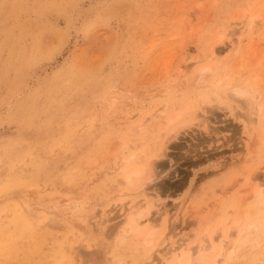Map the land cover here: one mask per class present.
I'll return each mask as SVG.
<instances>
[{
	"label": "rangeland",
	"instance_id": "1",
	"mask_svg": "<svg viewBox=\"0 0 264 264\" xmlns=\"http://www.w3.org/2000/svg\"><path fill=\"white\" fill-rule=\"evenodd\" d=\"M261 196L264 0H0V264H264Z\"/></svg>",
	"mask_w": 264,
	"mask_h": 264
},
{
	"label": "bare ground",
	"instance_id": "2",
	"mask_svg": "<svg viewBox=\"0 0 264 264\" xmlns=\"http://www.w3.org/2000/svg\"><path fill=\"white\" fill-rule=\"evenodd\" d=\"M260 18V14H255V15H253V16H250L248 19H249V21H248V23L245 25V30H246V32H249L250 31V29L252 28V24L254 23V21L256 20V19H259ZM258 21V20H257ZM258 23V22H257ZM253 28H255L254 26H253ZM248 30V31H247ZM253 30H255V29H253ZM239 37V36H238ZM235 44H237L236 42H232V51H231V53H230V56L229 57H231V56H233V55H235L236 53H237V47H236V45ZM239 46V45H238ZM226 61V60H225ZM225 61L222 63V65H224V63H225ZM222 65L220 66V67H222ZM220 69V68H219ZM209 71V69H208V67H203V68H201L198 72H197V74H196V76H195V78H194V83H195V85L196 86H199V84H202L203 82H205V80H206V74H207V72ZM209 74V73H208ZM222 96L224 97V99H226V100H228V101H230V102H238L239 103V105L241 106V108L242 109H244V110H254V112H253V114L255 115V118L259 115V113H260V111H261V109H262V107H263V105L262 104H258L257 102H258V98H259V95H255V93H254V90L252 89V88H250V87H248L246 84H236V85H233V86H231V88H229L228 87V89H225L224 90V93H222ZM180 114V113H179ZM252 113L250 114V115H253ZM260 115H261V113H260ZM248 117V116H247ZM246 117V118H247ZM260 117H262V116H260ZM259 117V118H260ZM258 118V117H257ZM253 119V118H252ZM251 118H248V119H246V120H248L249 122H252L251 120H252ZM261 119V118H260ZM257 120V119H256ZM254 121V120H253ZM255 123V122H254ZM167 124H170V123H167ZM165 127V126H164ZM138 129H140V128H138ZM151 169L149 170V174H150V176H149V180H153V178H154V169H155V166L153 167V164H152V166L150 167ZM144 170V169H143ZM143 170H135V171H133V172H131V173H129L128 175H125L123 178H122V180H121V182H120V186H123L124 188L125 187H127V188H131V187H133V185H134V180L135 179H138V178H140L141 176H142V174L144 173V171ZM252 181V180H251ZM132 189V188H131ZM262 197V198H261ZM260 198H261V200H260V210H262L261 212L262 213H260V215H259V213H258V218H256L257 220L255 221V222H257V223H261V224H264V197L263 196H261ZM144 205V203H141V202H131L130 203V205H129V207H128V209H127V211H128V213L125 215V218H124V220H130V221H132V222H134L133 224L134 225H132V224H130L131 225V227H133V226H136L135 224H137V223H135V222H138V220L144 215V213H139V209L142 207ZM149 206V205H148ZM152 206H155V207H157L156 205H154V203H151V207L150 208H152ZM259 207V206H258ZM155 209V208H154ZM259 210V209H258ZM34 213V212H33ZM28 214H30V213H28ZM29 216H32V214L31 215H29ZM35 216V215H34ZM150 220V219H149ZM149 220L147 221L148 223H149ZM156 221L155 219H152L151 221H150V223L146 226V228L144 229V231H143V233H144V237L145 238H147L148 236H150L151 237V233H153V231L158 227L157 225V223L156 222H154V221ZM238 222V221H237ZM252 222V221H251ZM254 222V221H253ZM252 222V223H253ZM157 225H156V224ZM164 223H166V220H164ZM236 223V222H235ZM235 223H234V225H235ZM248 223V222H247ZM237 224V223H236ZM254 224V223H253ZM166 225V224H165ZM234 225H232V228H234ZM245 225V224H244ZM255 225H256V223H255ZM155 226H157V227H155ZM247 227V226H246ZM252 227H254L255 228V226H249V227H247V230H249V229H251ZM264 227V226H263ZM134 228V227H133ZM166 228V227H165ZM257 228V227H256ZM264 229V228H263ZM165 230L166 229H164V232H165ZM238 230H240V228L238 229ZM244 230V229H243ZM246 229H245V231H247ZM242 231V230H241ZM257 231H259V230H257ZM237 232H239V231H237ZM251 232V231H250ZM248 233V232H247ZM246 233V234H247ZM257 233V232H256ZM165 234L167 235V233L165 232ZM264 234V233H263ZM249 235H252V234H249ZM248 235V236H249ZM147 236V237H146ZM247 236V235H246ZM245 235H243L241 238H239V241H242V243H245L246 242V240H248V236L246 237ZM172 237V236H171ZM239 237V236H238ZM250 237V236H249ZM166 238V237H165ZM225 240V239H224ZM213 241H214V239H213ZM212 240H211V243H210V245H208V246H210L208 249H209V251L207 250V252H210V250H211V252L212 251H214V242H213ZM142 242H145V243H147L146 241H145V239H144V241H142ZM171 243H170V245L171 246H174V245H176V243L174 242V241H170ZM212 242H213V244H212ZM205 243H207V241L206 242H204V244ZM226 243L227 242H225V243H223V244H220V246H218L217 248H216V253H215V255H213V256H215V258L216 257H218V256H221V253L220 252H222V250H223V248H224V246H226ZM197 244V243H196ZM237 247L239 246V243L237 242ZM227 245H230L229 243L227 244ZM170 246V247H171ZM180 246H182V245H180ZM180 246L178 245V247H179V249H180ZM196 246V245H195ZM204 246V245H203ZM203 246L202 245H200L197 249L200 251H198V253H206V247H205V250L203 251ZM211 246H213V247H211ZM169 247V248H170ZM202 247V248H201ZM174 248V247H173ZM177 248V247H176ZM192 248H194V247H192ZM191 248V250H193ZM230 248V247H229ZM175 249V248H174ZM178 249V250H179ZM195 249V248H194ZM177 250V249H176ZM190 250V251H191ZM233 250H234V248H233ZM170 251V250H169ZM203 251V252H202ZM260 251V250H259ZM191 252H194V251H191ZM190 252V253H191ZM197 252V251H196ZM177 253V252H176ZM203 253V254H204ZM223 253V252H222ZM193 254V253H192ZM170 255V254H169ZM191 256L192 255H182L181 253H178V254H175L174 255V257H175V262H176V264H190L191 262L192 263H194V260H192L191 259ZM198 256H200V258H198ZM197 257H195L196 258V260H199V263L200 264H202L204 261L206 262V260H205V258L204 257H202L201 255H198ZM212 256V257H213ZM193 257V256H192ZM194 258V259H195ZM166 259V258H165ZM207 259V258H206ZM214 259V258H213ZM167 260V259H166ZM204 260V261H203ZM208 261V260H207ZM210 261V264H216V260H209ZM202 262V263H201ZM212 262V263H211ZM191 263V264H192ZM209 263V262H208ZM169 264V263H168Z\"/></svg>",
	"mask_w": 264,
	"mask_h": 264
}]
</instances>
